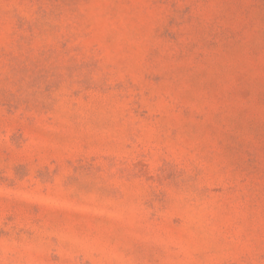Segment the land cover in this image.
Returning <instances> with one entry per match:
<instances>
[{"label":"rangeland","instance_id":"374dc122","mask_svg":"<svg viewBox=\"0 0 264 264\" xmlns=\"http://www.w3.org/2000/svg\"><path fill=\"white\" fill-rule=\"evenodd\" d=\"M0 264H264V0H0Z\"/></svg>","mask_w":264,"mask_h":264}]
</instances>
